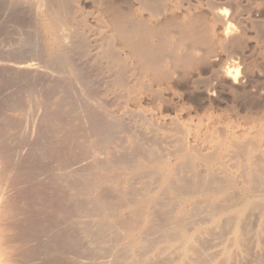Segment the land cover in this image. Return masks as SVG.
<instances>
[{"label":"bare ground","instance_id":"obj_1","mask_svg":"<svg viewBox=\"0 0 264 264\" xmlns=\"http://www.w3.org/2000/svg\"><path fill=\"white\" fill-rule=\"evenodd\" d=\"M4 1L40 15L44 58L79 102L59 85L21 107L38 126L37 171L2 135L23 120L0 126V264H263L264 0ZM227 57L239 83L219 71ZM0 69L56 79L30 62ZM31 189L39 224L15 227L14 195Z\"/></svg>","mask_w":264,"mask_h":264},{"label":"rangeland","instance_id":"obj_2","mask_svg":"<svg viewBox=\"0 0 264 264\" xmlns=\"http://www.w3.org/2000/svg\"><path fill=\"white\" fill-rule=\"evenodd\" d=\"M0 1H1L0 2V61L5 60V61L12 62V63L30 62L31 64H35V66L38 65V67H40L43 71H45L47 73L50 72L49 75L50 74L53 76L56 75L55 76L56 79H54V82H53L52 78H50L49 76H46L44 74H32V76L34 75V77H31L30 76L31 73L14 72V71L7 70V69H0V126L3 127V125H5L6 123L10 124L12 122L11 120H13V121H20V120L22 121L23 120L22 122H20L19 130L12 129L13 131H10V130H8L10 128H8V129L3 130V133L6 132L5 133L6 135L5 134H2V135L4 138L7 137L6 139H9L10 137H15L17 135V138L19 140L18 143L22 147L23 151L24 150L28 151L31 149L30 146H32V148H33L37 144L38 137H37L36 133L38 130V126H36L35 129H34V127L32 128V126L30 125L31 121L28 122V120H27L30 118L28 116H26V114H25L26 112L22 111L23 109L21 110V107L27 109L26 111H28L30 103H32V102L34 103V101L37 102L36 101L37 99H38V101L40 100V98L52 99V95L54 93L52 91H54V88H57L56 86H59V85H60L59 87L64 88L63 93L68 97L67 99L69 100L70 105H72V106L78 105L79 94H77L78 90H77V87L75 86V84L72 82L70 83V81H68L67 79L65 80V78L68 74L66 68H64V67L59 68V66L55 65L54 63L47 62V61H49L47 59V57L44 58V56H47L46 50H45L47 37H46L45 31L43 30L44 24L40 19V15L38 16V13L32 12V11L27 10V9L23 10L20 8H13L12 6H8V4L5 3L4 0H0ZM127 1L129 2V0H127ZM11 7L13 9H11ZM84 9L87 10L88 8H84ZM7 10H8V12H6ZM248 34H247L248 38L249 37L251 38L253 36L252 33H250V32ZM21 38L22 39H25V38L29 39L30 42H32V45H33V51H32L33 53L32 54H18V53H14V52L6 50V48L8 49L9 47L12 46V44L15 41H17L18 39H21ZM260 49H262V48L259 47L257 51H260ZM263 49H264V43H263ZM229 58L228 57L223 58V60L220 62V64H223L224 63L223 61H225ZM76 60H77L76 65L79 68H84V69L87 68V66L84 64L83 59H80L79 57H77ZM85 74L87 76L91 75V77L93 78L95 76H98L99 73L94 71V70H92V72H91V70H90L89 73H85ZM62 76L64 77V79L62 78L63 81L60 78ZM47 77H49L50 80ZM97 80H99V79H97ZM58 81H59V83H57ZM66 81H67V84H66ZM60 82H62V84ZM68 82L72 85V87H69L70 84L68 85ZM61 85H64L65 87H63ZM74 89L76 90L75 93L72 92V91H75ZM38 90H40V91H38ZM42 94H44V95H42ZM18 95H20V96H18ZM33 95H34L35 99H34ZM26 96H27V98H26ZM70 98H73V99H71V101H70ZM19 102H20V104H19ZM72 102H76V103H72ZM185 103H187V102L185 101ZM17 105L20 107H17ZM15 106L18 110L17 112L15 111V109H12ZM18 108H20V109H18ZM217 109L218 108L213 107L214 111H216ZM23 113H24V115H23ZM24 117H25V119H24ZM12 118H14V119H12ZM5 120H6V122H4ZM23 122H24V124L27 122L28 123L24 125ZM20 128H21V130H20ZM26 128L28 131L26 130ZM24 130L27 132V134ZM25 151H24V153L29 157L30 151H28L29 153H27ZM27 156H26V166L28 165L27 167H29L30 170L37 171L36 166H33V160H34L33 157L30 156L29 158H27ZM28 190L26 191L27 192L26 196L28 197V200H27V197L25 199L27 201L31 200L30 202L25 201L24 196L22 197L21 194H18L19 196L16 194V195H14V197L20 198V200L23 199L24 201L23 200L20 201L19 199H18L19 201L14 200L15 198H13V200H12L14 203V209H15V211L17 210V212H18V213L17 212H15V213L17 216L19 215V217H17L15 215V217H14L15 220L13 221L14 223H12V225L14 224L13 226L16 225L15 227H17V225H20L19 227H24V226L25 227H28V226L34 227L37 224V222L40 221V217L38 215V213L40 211H37L38 209L32 210L33 208H35V206L32 208V204H34V201H36V197H34V191H33V189H31L29 191L30 192V195H29ZM30 198H33V199H30ZM24 202H26V203H24ZM24 205H27V207L25 206L26 208L30 207L29 210L27 209V211H30V209L32 208L31 209L32 212L31 211H30L31 213L27 212L26 208H24ZM34 205H36V204H34ZM20 211L21 212L24 211L26 213V215L22 216L21 213H19ZM32 217H35L34 220L37 218L36 224L33 223L35 221L32 219ZM17 220H19V221L22 220V221L17 222ZM27 223L30 225H28ZM38 224H39V222H38ZM35 227H37V226H35ZM247 244L250 247L246 246ZM245 246H246L245 251L246 252L248 251L247 252L248 255L247 254L246 255H247L249 261L257 260V258H259V255L254 253L249 241H247ZM248 248L249 249L251 248V249L249 250ZM206 253L207 252L203 251V253L199 254V255L202 258H205L206 260L208 259L207 262H209L212 260V257L210 254L208 255ZM202 255H204V257ZM256 255H257V257H256ZM200 256H199V258H200ZM207 256L209 258H207ZM249 256L252 258H250ZM199 258L197 257V259H199ZM205 259H201V262H203ZM206 260L204 262H206ZM198 262H200V260H198ZM262 262L264 264V260Z\"/></svg>","mask_w":264,"mask_h":264},{"label":"clouds","instance_id":"obj_3","mask_svg":"<svg viewBox=\"0 0 264 264\" xmlns=\"http://www.w3.org/2000/svg\"><path fill=\"white\" fill-rule=\"evenodd\" d=\"M217 14L223 16L226 20L231 15L229 9L225 8L218 10ZM238 28L235 24L228 22L224 28V35L230 37L238 32ZM219 71L223 74L224 78L230 79L233 83H239L242 75V67L237 59L229 58L220 65Z\"/></svg>","mask_w":264,"mask_h":264}]
</instances>
